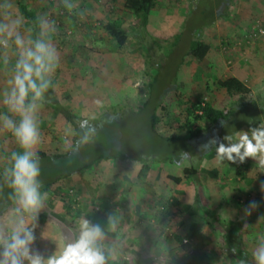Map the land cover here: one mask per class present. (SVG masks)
Returning <instances> with one entry per match:
<instances>
[{"label":"rangeland","instance_id":"1","mask_svg":"<svg viewBox=\"0 0 264 264\" xmlns=\"http://www.w3.org/2000/svg\"><path fill=\"white\" fill-rule=\"evenodd\" d=\"M25 1L29 10L37 12L45 33L44 39L56 47L60 58L59 68L53 78L54 97L59 105L72 109L75 115L94 119L97 123L96 133L89 143L79 149L75 145L67 154L74 131L72 127L69 131L70 125L62 128L54 127L52 125L55 116L53 109L41 102L37 116L42 131V141L33 150L46 154L45 157H40L39 179L42 182V188L54 177L76 166L90 163V167L81 173L78 181L65 179L54 190L46 191L47 198L39 213H48L49 220L68 224L76 238L79 235V223L82 220H88L92 224L98 223L105 229L120 227L118 230L114 229L119 237L121 232L126 234L127 231L128 233L117 239L116 243L100 241L106 256V264H158L159 261L155 257L149 258L148 255H154L160 248L166 250L164 254H175V262L179 259L181 262L182 259L177 255L180 253L176 250L178 243L168 245L167 240L165 245L155 246L149 244L154 240L152 238L151 242L141 244L142 239H137L136 234L142 232L149 222L155 220L154 214L159 209V204L167 201L172 204L169 206V218L165 220L161 231L169 237V240H172L173 232L176 230L171 224H174V216L185 204L183 201L180 205L179 201L173 203V197L177 191L187 190L188 186L173 182L167 178V175L180 173L189 165L201 167L204 159L208 158L217 146L211 145L205 148L203 145L213 136L217 137L218 142L224 143L225 135H233L234 139L240 126H243L245 115L253 112L251 109L239 110L238 115L232 116L222 128L217 126L207 129L205 120L197 122L194 127L197 126V129H203V131L194 138L187 137V130L182 125L184 109L190 103L221 101V98L215 100L202 90L204 82L207 87L214 89L213 84L216 80L215 76L207 73L208 67L205 63H195L194 69L198 68L199 72L196 71L195 76H190L188 68H185L189 62L185 52L188 49L187 41L192 38L191 35L201 38V32L210 26L208 20L215 19V14L220 15L223 0L209 2L199 0L194 13L184 23L186 30L179 37H176L174 33L177 25L171 23L167 26L162 16L154 18L155 24L152 29L146 27L147 37L145 32L139 31L138 28L129 29L132 22L129 19L120 18V15L117 17L119 13L116 11L122 7L119 2L109 4V0H98L96 6L98 12L94 13L92 9V14L89 16V9L84 13L78 0ZM62 5L67 7L69 13L73 11L76 13L79 10V24L85 23L91 28V35L88 38L84 36L87 28L79 26L73 29V22L68 21L66 17L62 20L65 25L58 26V15L61 14ZM67 5H71V8ZM212 6H215L213 14L202 17L201 11L209 10ZM18 8L15 1L13 4L1 0V23L11 24L19 19L20 24L15 31L26 44H29L34 42L31 39L32 28L22 17ZM111 12L113 17L122 21L121 25L129 29L130 33L134 31L132 34L138 42L144 41L139 46L136 41L132 42L131 52L119 53L116 45L111 44L110 39L103 32H99V19ZM44 21L47 22L48 27H44ZM257 22L264 21L257 20L252 26ZM158 27L160 32L156 30ZM171 27H173V33L170 36L158 37L161 33L170 31ZM50 29H54V32ZM63 36L66 40L72 41V45L62 44ZM176 39L177 42L174 43ZM75 48L77 52H74ZM0 49L4 50L3 56L9 58L15 68L18 56L15 34L7 39V46L0 43ZM231 65L232 60L224 56L223 66L229 68ZM13 75L14 71L6 69L4 65L1 66L0 115H8L18 122L20 117L10 112L5 104L6 93L11 88L9 81ZM260 94H262L259 95L260 98H264V91ZM217 96L221 97L218 94ZM252 97L235 100L233 105L227 108L233 109L234 106L235 109L236 107L239 109L240 106L249 102L248 106H253ZM253 99H256L255 105H258L259 109V101L257 98ZM96 101H100V104ZM152 114H156L161 119L157 129L161 137L151 129ZM165 114H167L166 118H164ZM166 135H171L175 139L167 141L163 138ZM23 151L15 136L4 128L3 121L0 120V216L1 213H7L14 208L17 211L19 208L14 189L10 186V179L5 177V169L12 166V154ZM117 151H121L123 155L131 159L148 158L149 169L146 175L139 176L141 164L133 160L100 159L103 154ZM55 153L62 154L63 157L56 160L53 157ZM184 153H187V159L183 158ZM168 158L178 162L172 164L166 160ZM201 181L202 179H199V182ZM16 214L19 216L18 213ZM26 215L24 214L23 218L27 217ZM185 242L182 241L183 244H186Z\"/></svg>","mask_w":264,"mask_h":264},{"label":"crops","instance_id":"2","mask_svg":"<svg viewBox=\"0 0 264 264\" xmlns=\"http://www.w3.org/2000/svg\"><path fill=\"white\" fill-rule=\"evenodd\" d=\"M6 1L13 4L15 1L19 7L21 0ZM109 1V4L119 2L123 6V0ZM209 1L212 0H207V2ZM197 2L199 3V0H156V6L148 17L147 27L152 29L155 24L154 18L162 16L161 18L165 20L164 23L167 26L171 23L177 25V30L174 31L176 36L182 34L186 30L184 23L191 17V13H194ZM78 4L82 5L84 13L89 9V16L92 14V9L94 13L98 12L96 11L98 0H78ZM210 9L214 11L215 6ZM116 12L119 13L117 17L120 15V18L129 19L135 26L132 17L123 10V7ZM215 15L214 22L204 29L201 32V38L199 37L208 46L206 55L201 61L193 58L187 59L189 62L185 68H188L190 76L193 77L196 75V71L199 72L198 68L194 69L195 63L206 64L207 73L216 78L213 84L215 88L207 87L204 82L202 90L215 100L220 98L222 100L225 94L223 89L217 88L215 82L218 79L229 77L243 82L251 90L253 96L262 95L260 92L264 91V36L250 44L245 42V36L255 21H264V0H223L220 15ZM107 17L115 18L111 12L102 16L104 19H101L105 20ZM156 30L160 32V27ZM172 31L173 27L170 31L159 34L158 37L170 36ZM221 52L226 55H222ZM224 56L226 59L232 60L231 67L223 66ZM217 94L221 97H218ZM214 103L216 105V102ZM259 124H244L237 133L241 130L247 131ZM232 142H237L236 135ZM233 155L235 156V154ZM204 163L197 168L198 172L194 179L190 182L185 180L180 182L188 186L187 190L177 191L173 197L174 203L179 201L180 205L183 201L185 204L181 205L182 208L174 216V224H171L176 230L173 232L172 240H169V237L161 231L165 220L169 218L170 207L165 210L161 205L154 214L155 220H152V223L149 222L147 227L145 226L147 230L144 229L136 234V238L142 239L141 244L149 243L153 238L154 240L149 244L155 246L165 245L167 240L168 245L178 243L177 249H175L180 253L177 255L182 261L180 262L179 259L175 262V254H164L166 250L159 247L155 256L148 255L149 258L155 257L159 261L158 264H240L241 261L244 264H255L252 252L258 246L261 236L264 235V188L261 187V182H264V168L259 166L258 157H245L243 163H240L238 158L235 163L229 162L226 158L222 161L218 160L215 150L208 158L204 159ZM182 171L173 175L181 177ZM199 179L202 181L199 182ZM253 203L256 207H252ZM16 213L15 208L7 213H1L0 251L3 249V240L9 236L11 228L18 219ZM38 215L45 216L43 223L34 220ZM26 216L24 217L25 226L32 229L35 235L30 248L38 251L45 258L59 252L65 244L76 239L68 224L49 220L48 213H38L35 218ZM103 229L104 236L101 241L105 243H116L117 239L128 233L127 231L126 234L121 232L119 237L114 229L118 230L120 227ZM183 240H188L185 242L188 244L187 249L181 245ZM231 243L237 248L235 254L231 252L232 247L229 245ZM24 264H29V262L25 260Z\"/></svg>","mask_w":264,"mask_h":264},{"label":"clouds","instance_id":"3","mask_svg":"<svg viewBox=\"0 0 264 264\" xmlns=\"http://www.w3.org/2000/svg\"><path fill=\"white\" fill-rule=\"evenodd\" d=\"M71 8V5H67ZM10 7V5H9ZM20 20L16 19L11 24L0 23V43L7 46V39L15 34V45L18 49V59L15 63V71L9 81L11 88L6 93L5 104L8 110L20 117L16 122L8 115H0L4 128L11 131L17 139L22 153L12 154V166L5 169V177L10 179V186L14 189L15 199L19 204V214L15 225L11 228L9 236L3 240V249L0 251V264H106V256L100 241L104 231L100 224H92L88 220L79 223V235L71 243L65 244L59 252L45 258L38 251L30 248L35 239L32 229L25 226L24 214L33 218L37 216L47 198V192H42L40 157L33 149L42 141V131L38 120V108L45 100V94L53 89V78L60 65V58L56 47L45 39H37L26 44L25 40L16 33V27ZM48 27L47 22H43ZM54 32V29H50ZM41 35H45L42 31ZM7 63V61H5ZM31 97L29 99V95ZM27 101V103H26ZM100 104V101H96ZM223 126V121H219ZM79 128L83 129V135L76 142V148L89 143L96 133V127L89 123V119L79 120ZM71 131V126H69ZM237 142L233 141V135H225L224 142H218L213 136L203 146L217 145L216 158H225L232 163H243L245 157H258L259 166L264 168V122L247 131L241 130L235 134ZM243 149V152H241ZM235 154V156L233 155ZM187 159V153L183 154ZM264 188V182H261ZM252 207H256L255 203ZM111 223V218H109ZM114 227V224H112ZM233 247L231 252L236 253ZM255 264H264V235L258 242V246L252 252ZM240 264H244L243 261Z\"/></svg>","mask_w":264,"mask_h":264},{"label":"trees","instance_id":"4","mask_svg":"<svg viewBox=\"0 0 264 264\" xmlns=\"http://www.w3.org/2000/svg\"><path fill=\"white\" fill-rule=\"evenodd\" d=\"M156 6V0H123V10L132 17V20L135 24L130 25L129 29H136L138 28L139 31H144L145 32V37L146 36V27H147V21L148 17L151 13V11L155 8ZM19 10L22 15V17L29 23V25L32 28L31 31V39L32 41H36L37 39H44V35L42 36L41 33L43 31L41 22L39 18L37 17V12L35 10H29L27 8V3L25 0H21L19 2ZM73 11L72 13H74ZM72 13H69V10L65 5L61 6V14L58 15V26L63 27L65 24L62 21L64 17L67 18L68 21H72L74 24L73 29L78 28L79 26H83L84 28H87L84 32L85 37H89L91 35V28L87 26V24H79L78 19L80 17V12L79 10L72 15ZM209 14H213V10L209 8V10H203L201 11V16L206 17L209 16ZM192 16V13H191ZM209 24H212L214 22V19H209L208 20ZM122 21H120L117 17L114 19H109L108 17L105 20H100L98 24V29L99 32H103L107 38L110 39L111 44L116 45L117 51L119 53H125L126 51L131 52L130 50L132 49V42H137V45L143 43V42H138L136 37L133 36L134 31L132 33L129 32V29L124 28L121 25ZM191 30H193L191 28ZM44 32V31H43ZM184 32V31H183ZM182 32V33H183ZM177 35L176 37H179ZM140 37V36H139ZM144 36L140 37L143 38ZM192 38H189L188 42V49L185 52L186 59L193 58L197 61H201L204 56L207 53L208 46L200 39V38H195L193 35H191ZM155 38V37H154ZM181 38V37H180ZM156 39V38H155ZM177 42L174 41V43ZM61 43L64 45H72V41H68L65 39L63 36L61 38ZM78 50L75 48L74 52H77ZM4 50L0 49V64L1 66H6V69H10L12 71H15V68L12 66L11 61L9 58L6 56H3ZM18 59V56H17ZM7 61V63H5ZM215 85L217 88H221L224 90L225 94L220 102H217L216 105L214 102H194L190 103L189 106L185 107L184 112V123L182 124L186 130H187V137L188 138H194L197 137L203 129H197V126L194 127V124L197 122H201L203 120L206 121V128H216L217 126H221L219 121H223L226 123L229 119H231L232 116L238 115V113L241 110H250L253 111L252 114L249 113V115H245V120L243 121L244 124L248 123H254L258 124L261 122H264V98H260V96H256L257 101H259V109L258 105H255L256 99H251L253 106H248V104H244V106H240L239 109L236 107V109L233 106V109L227 108L229 105H233L235 100L239 101L241 98L245 97H252L251 90L240 80L234 78V77H229L225 79H218L215 82ZM31 95V94H30ZM29 95V99H30ZM178 97L180 95L178 94ZM179 100V99H178ZM182 101V100H181ZM27 103V101H26ZM43 103L48 104L51 106V108L54 111V121H53V126L56 128H62L65 125H70L74 131V135L72 138L71 145L68 148V151L66 152L69 154L71 152V148L76 145V142L80 139V137L83 135L84 130L79 128V120L84 119L83 117L77 116L73 113L72 109L64 107L63 105H59L57 102L56 98L54 97V92L53 89H49V91L45 94V100ZM255 105V106H254ZM244 107V108H243ZM235 109V110H234ZM240 110V111H239ZM245 111V110H244ZM166 115L164 118H166ZM239 117V116H238ZM159 119L156 114H152L151 116V129L152 131L160 136L157 131L159 128ZM89 123L93 126H95L97 123L95 122L94 119H89ZM223 123V125H224ZM242 126V125H241ZM240 126V127H241ZM203 128V127H202ZM205 128V127H204ZM222 128V126H221ZM239 128V127H238ZM93 137V136H92ZM91 137V138H92ZM161 137V136H160ZM163 137V136H162ZM167 141L174 140L175 138L172 137L171 135H166V137H163ZM91 140V139H90ZM229 141H225V145L228 144ZM39 157H45L46 154L42 151L37 152ZM53 157L57 160L63 157L62 154H57L55 153ZM101 160H106V159H111V160H122V159H130L135 162H138L141 164V169L139 170V176H145L146 172L149 169V162L148 158H144L139 160V158H133L131 159L130 157H126L123 155L121 151H117L111 154H103L100 156ZM100 160V161H101ZM170 163H174L175 159L168 158L166 159ZM178 162V161H177ZM175 162V163H177ZM88 167H90V163L87 164H82L79 166H76L75 168L68 170L66 173H63L62 175H59L57 177H54L50 182H47L45 186H43L42 191H49V190H54L57 186L61 184V182L65 179L71 180V181H78L80 179V175L83 171H85ZM198 170L197 167L189 165L183 168L182 171V176H174V175H167V178L172 180L175 183H180L182 180L185 181H190L196 176ZM174 203V202H173ZM172 202H163L162 204L160 203L161 207H163L165 210L171 206ZM45 219V216L43 215H38L34 220L39 223H43ZM181 245L187 249L188 244H183ZM232 248L234 247V244L231 243L229 244ZM236 248V246H235ZM237 249V248H236ZM239 251V250H238Z\"/></svg>","mask_w":264,"mask_h":264},{"label":"built area","instance_id":"5","mask_svg":"<svg viewBox=\"0 0 264 264\" xmlns=\"http://www.w3.org/2000/svg\"><path fill=\"white\" fill-rule=\"evenodd\" d=\"M262 36H264V22H257L256 24H254V26L250 28V30L246 34L245 42L250 44L251 42H254L257 38Z\"/></svg>","mask_w":264,"mask_h":264}]
</instances>
